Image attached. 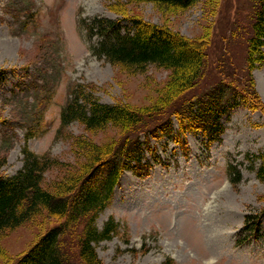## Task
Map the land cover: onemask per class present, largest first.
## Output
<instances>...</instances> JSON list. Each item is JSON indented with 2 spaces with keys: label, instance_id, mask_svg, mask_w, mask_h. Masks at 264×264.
<instances>
[{
  "label": "rangeland",
  "instance_id": "1",
  "mask_svg": "<svg viewBox=\"0 0 264 264\" xmlns=\"http://www.w3.org/2000/svg\"><path fill=\"white\" fill-rule=\"evenodd\" d=\"M257 2L200 0L181 10L151 2L0 0V175L23 168L27 147L57 162L45 174L44 187L53 189L86 166L84 145L119 151L138 137L139 170L148 173L122 170L96 221L99 229L110 219L119 224L111 240L95 244L101 264H264V216L253 236L238 241L248 219L264 211V180L257 176L264 163V62L251 71L247 61ZM95 18L119 21L122 29L129 26L123 18H140L188 40L204 39L203 76L177 97L169 95L170 71L111 65L93 54L102 38L90 37L84 21ZM79 85L104 104L138 112L139 128L110 125L91 133L73 122L59 133ZM204 96L200 107L212 106L219 117L214 125L197 118L182 133L184 145L176 144L165 126L171 120L176 133L187 107ZM231 167L241 173L238 183ZM109 174L101 169L88 187L98 188ZM56 223L44 214L6 234L0 264H15ZM85 224L65 237L69 264H82L76 245Z\"/></svg>",
  "mask_w": 264,
  "mask_h": 264
},
{
  "label": "trees",
  "instance_id": "2",
  "mask_svg": "<svg viewBox=\"0 0 264 264\" xmlns=\"http://www.w3.org/2000/svg\"><path fill=\"white\" fill-rule=\"evenodd\" d=\"M110 1L151 2L164 9L187 10L200 0ZM254 16L253 35L248 40L247 53L251 71L258 63L264 62V0H258ZM123 19L129 25L125 29H122L119 21L96 18L90 20V23L84 21L90 37L97 34L102 38V41L93 48L95 56L104 58L111 65L135 73H144L150 66L170 71L172 75L169 81L171 89L169 95L172 96H181L195 87L204 74L206 62L204 39L188 40L168 28L146 24L140 18ZM226 86L224 84L221 89L230 88ZM71 96L62 111V127L59 133L73 122L84 125L91 133L110 125L127 131H136L142 123L140 114L135 110L120 104H104L97 98L85 94V88L81 85L72 90ZM236 97L241 98L239 95ZM204 98L205 96L196 98L194 104L192 102L187 107L188 117L186 114L184 120L181 119L182 125L176 133L172 131L171 120L168 121L169 125L165 126L164 130L175 143L184 145L182 133L188 132L190 126H195L197 118L205 121L210 119L214 125L219 117L218 112L214 111L212 106L200 107L205 101ZM245 101L248 102L247 99ZM157 112L156 115L161 114ZM208 128L205 127L206 130ZM124 145L126 147L119 151L84 145L85 150H88L86 166L80 173L59 182L53 189L44 187L45 174L57 162L48 154L38 155L25 147L23 168L11 177L0 175V256L4 254L1 241L6 234L47 214L48 217L56 219L57 223L23 253L15 264H69L70 260L63 249L65 237L85 221L84 228L77 234V257L82 264H101L95 244L111 240L119 224L110 219L103 229H99L96 221L111 202L115 188L120 182L122 170H131L140 177L148 173L147 171L140 173L139 170L142 156L139 153L137 155L134 150L138 145V137H130ZM127 156H131V161L124 162L123 159ZM105 168H109L110 171L107 179L98 188L88 187L93 177ZM231 169L230 174L234 176L232 180L238 183L241 173L237 167ZM257 176L264 180V163L258 169ZM262 216L264 211L253 218L252 223L251 219H248L250 221L245 224L238 241L244 243L257 232Z\"/></svg>",
  "mask_w": 264,
  "mask_h": 264
}]
</instances>
